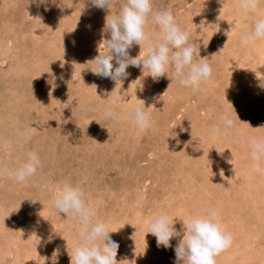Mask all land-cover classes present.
Wrapping results in <instances>:
<instances>
[{
	"label": "rangeland",
	"instance_id": "1",
	"mask_svg": "<svg viewBox=\"0 0 264 264\" xmlns=\"http://www.w3.org/2000/svg\"><path fill=\"white\" fill-rule=\"evenodd\" d=\"M122 2L109 0L107 10L89 0H0V169L18 166L28 151L40 159L23 183L0 174V264H40L54 248L58 264H69L78 225L50 204L65 181L82 189L94 219L112 231L118 264H174L179 237L157 248L154 236L144 237L146 222L161 211L186 219L209 208L231 236L215 264H264V163L252 172L246 143L208 131L228 109L242 138L264 136V38L240 43L264 18V0L248 13L238 0H151L154 12H172L212 75L193 92L171 70L154 82L128 66L113 121L101 110L119 82L93 74L89 60L103 50L104 17ZM144 30L155 45L159 30L150 22ZM136 108L148 115L144 131L128 119Z\"/></svg>",
	"mask_w": 264,
	"mask_h": 264
},
{
	"label": "clouds",
	"instance_id": "2",
	"mask_svg": "<svg viewBox=\"0 0 264 264\" xmlns=\"http://www.w3.org/2000/svg\"><path fill=\"white\" fill-rule=\"evenodd\" d=\"M34 2L44 4L46 0ZM49 2L54 3L55 0ZM89 3L93 7L108 10L109 0H89ZM257 6L258 0H238V8L245 13L254 11ZM149 22L159 30V41L155 45L149 42L145 35V25ZM102 31L107 33V38L103 39V50L89 60L94 67L92 72L101 78L110 79L115 84L119 82V87L111 100L101 110V115L105 119L113 121L119 119L113 104L117 100H123L125 95L121 91V86L128 76L126 72L128 66L138 68L143 80L150 77L154 82L171 70L177 85L193 92L199 91L200 84L212 75L211 65L205 60L196 59L199 56L197 45L188 42V32L181 30L176 24L172 12L167 10L154 12L151 0H123L117 12L109 15L107 19L104 17ZM262 38L264 18H259L251 25L250 30L240 36V43L248 45ZM133 44L138 45L140 50L143 47V54L139 51L138 56H130L128 50ZM258 86L264 88V78L260 79ZM235 116L237 118L236 113ZM128 119L140 131L150 127L148 115L139 108L132 110ZM35 123L39 125V122ZM235 129L236 119L230 110L224 109L217 114L216 122L208 131L215 138L227 137L233 145L246 143L251 171H261L260 165L264 163V136L253 134L242 138ZM194 140L198 146L199 138ZM39 167L38 155L28 151L18 166L0 169V174L6 175L16 183H23L33 176ZM50 204L58 217V213H64L67 219L74 220L78 225L76 233L78 243L71 248L70 255L67 253L69 264H118L116 259L118 242L109 238L112 231H108L103 222L94 219V211L86 203L84 193L78 185L63 182ZM177 222L180 224L179 229L175 227ZM145 228L144 237L145 234L154 236L157 248L162 246L168 249L170 240L179 237L173 247L174 264H215L214 257L231 245V236L223 232L218 214L211 208L203 213L190 215L186 219L170 216L167 212L161 211L146 222ZM53 233L58 235L56 232ZM53 238L48 236L44 243H51ZM39 243L37 240L35 246ZM60 254V249L54 248L50 257L40 256L43 258L40 264H46V260L49 264H58Z\"/></svg>",
	"mask_w": 264,
	"mask_h": 264
},
{
	"label": "bare ground",
	"instance_id": "3",
	"mask_svg": "<svg viewBox=\"0 0 264 264\" xmlns=\"http://www.w3.org/2000/svg\"><path fill=\"white\" fill-rule=\"evenodd\" d=\"M8 42H10V40H8V39H7V40H6V44H5V49H4L5 51H6V49H8V48H9V47H8V45H7V44H8ZM2 54H3V53H2ZM249 210H250V209H249ZM263 228H264V227H263ZM22 251H23V250H22ZM23 253H24V252H23ZM23 255H24V254H23Z\"/></svg>",
	"mask_w": 264,
	"mask_h": 264
}]
</instances>
